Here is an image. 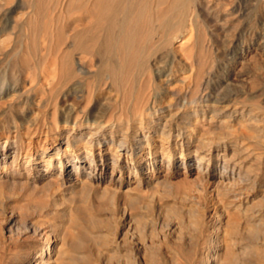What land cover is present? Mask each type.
<instances>
[{"label":"bare ground","instance_id":"obj_1","mask_svg":"<svg viewBox=\"0 0 264 264\" xmlns=\"http://www.w3.org/2000/svg\"><path fill=\"white\" fill-rule=\"evenodd\" d=\"M7 2L9 0H0V10ZM212 2L214 0H14L12 12L16 10L18 13L16 19L22 18L29 9L41 17L38 22L26 16V25L36 24L35 28L20 37L17 35L18 41L9 48L8 55L18 57V65L26 73L29 84L38 86L41 94L36 105H41L45 111L41 118L33 116L35 118L31 121L27 119L12 126L17 148L9 156L6 176L42 184L48 181V175L56 167L59 172L55 179L59 180L52 182L56 183L50 193L53 200L46 193L52 201L49 205L52 211L60 205L57 200L64 199L72 204L77 195L93 194L97 198L108 194L110 205L123 200L117 207L119 210L110 216L112 230L99 235L100 240L94 247L102 264H164L160 244L149 241L150 244H146L140 240L143 228L139 220L142 215L134 209L142 196V189L166 186L171 178L179 175L184 179L193 175L194 183L202 190L221 188L228 199L223 201L224 206L222 204L223 216L218 215L210 223L212 231L207 235L200 231L199 221H191L192 229L187 231L181 215L173 220L166 219L165 230L171 238L169 264H264V208H250V211L245 206L252 200L254 189L264 186V157L261 153L252 155L246 144L228 138L233 132L230 124L233 121V126L249 131L250 137L257 139L256 146L264 143V105L260 107L256 102L255 108L248 109L245 105L239 106L241 101L233 103L235 97L231 99L230 94L221 97L227 101L223 109L218 105L210 106L206 120V100L200 93L208 87L212 72L208 55L206 57L209 47L203 44L201 35L204 32L201 33L198 13L207 11L210 14ZM31 10L28 14L32 16ZM184 31L186 34L182 35ZM193 31L197 36L191 40ZM3 44L0 42V54L5 53ZM171 52L181 54L189 74L177 77L175 84L165 78L166 94L171 99H182L196 106L183 110V113L179 110L160 115L154 108L162 90L156 81L161 71L157 65L160 61L168 62ZM70 97L74 98L72 103L68 102ZM58 98L64 101L59 108ZM254 110L261 111L262 115ZM224 111H229L227 119L218 116ZM199 115L200 120L197 119ZM29 117L30 114H25L19 121ZM214 117L219 118L211 120ZM211 126L218 127L226 135L216 139L206 137ZM22 136L28 137L37 147L34 152H25L23 156ZM248 190L249 194L246 193ZM0 195L1 199L3 196ZM32 196L28 197L34 200ZM262 197L261 194L263 200ZM150 198H153L152 194ZM75 210L64 208L62 214L68 219L74 213L83 215V209ZM13 213L7 216L6 226L9 233L17 228L21 230V237L0 243V264H70L89 257L91 251H83L93 234L89 229L80 228L73 236L69 231L73 226L46 224L33 215L35 212H32L33 219L18 223V217ZM242 229L250 236L242 237ZM42 235V240L36 239ZM153 244L157 246L156 250Z\"/></svg>","mask_w":264,"mask_h":264},{"label":"rangeland","instance_id":"obj_2","mask_svg":"<svg viewBox=\"0 0 264 264\" xmlns=\"http://www.w3.org/2000/svg\"><path fill=\"white\" fill-rule=\"evenodd\" d=\"M223 2H225V3H223ZM13 3H14V0H9V2H7V4L5 5L6 7H4L3 10H0V42L4 43L3 45H5V47L3 49V50H5V53L0 54V56H1L0 57V68H1L0 69V74H1V76H0V80H1L0 81V87H1L0 88V179H1L0 180V182H1L0 183V193L3 196L0 199V206H1L0 207V243L4 242L5 240H9V239L19 240L21 237L19 234V233H21V230H18V228H17V230L13 229V231L16 230L15 232H10L11 234L13 233L12 235L9 233L8 228L6 226V219L8 218L7 216H10L9 213L15 212L13 214L16 216V218L18 217L17 218L18 223L24 222V219L25 220L33 219L34 216H36V218H38L39 220H42L46 224H47V222L48 223L53 222L57 225L59 224V226L60 225L61 226H68V227L73 226V228H71V227L69 228V231L73 236H75V234L78 232V230L80 228L89 229L90 232H93V234H92L91 238L89 239V241H87V242H89L90 245L86 242L84 245L83 251H91L90 254H88V256H89L88 258L90 260L88 258L86 260L77 259L74 263L72 262L70 264H102L103 262L102 263L99 262L100 260L98 258V255L95 253L94 247L97 244V242L100 240L99 235L102 236L105 233H107V231L112 230V219L110 218V216L113 212H116V210L117 211L119 210V208H117V207H118V205L120 207L123 200H120L119 204H117V205L113 204L112 202L110 205V203H109L110 202V200H109L110 196L108 194L101 196V197L97 196L98 199L94 198L96 196L93 194H90L89 196L88 195H80V196L77 195L76 198L73 200L74 202L72 204L69 203V201L67 202L64 199L57 200L56 201V202H58L57 204H60V205L57 207L56 210L52 211V209H51L52 207L49 206L52 201H49V198H51L53 200L52 195H50V193L52 194L51 191L54 190V187L56 186V183L54 184L52 182H55V180L56 181L59 180V179H55L56 175L59 172L58 169H56V167L53 168L51 173L48 175V181L46 183L42 182V184L40 183V181L31 182V179H25V178H14L13 179L11 177L6 176V173L8 174V170H7L8 162L10 161L9 156L17 148L16 140L13 138L14 132H13L12 126H14L15 124H18V123L25 122V120H27V119L31 121V119L35 118V117H36V119L41 118L44 115L42 113L45 111V109L41 105H38V106L36 105L38 97L41 94L39 92L40 90L38 89V86H35L32 83L29 84L30 81L25 76L26 73H24V70L22 69V67L19 66L20 64L18 62V57L10 58V55H8V53L10 51L9 48L11 49V47L15 44V42L17 43V41H18L17 38L22 36L24 32H25V34L30 32L33 27L35 28L36 24H34V25L32 24L33 26L30 25L28 27L25 23L26 19L27 18H30V19L33 18L32 20H37L39 22V20H41V17H39L38 15L36 16L35 13L33 12V10L29 9L28 11L31 10V12L33 13L32 16L29 15L28 14L29 12L27 11V13H25V15H22V18L16 19V15H18V13L16 12V10H15V12H12ZM212 3H213L212 4L213 8H212V12L211 11L209 12L210 14H208L207 11H200L198 13V21H199V24L201 23V25H202V26L200 25V28L202 27L201 33L204 32L203 35H201V33H200V35H201V37L203 36V38H204V40H203V44L205 43L204 47H206V48L209 47V48H207L208 51L206 48L205 49H206V57L208 55L207 58L209 60V63L211 64L210 67H211V72H212L209 75V78H210L209 85L211 87L208 85V87H206L205 91H202L200 93V96H202L203 99L206 100L204 102L206 105L204 107V109H206L205 110V112H206L205 115L207 118L206 120H208V118H209L208 115H210L209 114L210 113L209 111L211 109L210 106L218 105L220 109H223L224 105L227 104V101L221 99V97L228 96L230 94L232 95L231 99H233L235 97L232 100L233 103L234 102L238 103L241 101V103H239V106L245 105V107H247L248 109L255 108L254 106L257 103H260L259 104L260 107L262 105H264V97H263L264 96V0H224V1L223 0H216V1L214 0V2H212ZM8 4H11V5L7 6ZM214 6H215V8H214ZM221 6L222 7L225 6V7L221 9ZM230 6H231V8H230ZM6 10H7V12H6ZM18 12L22 13L20 11H18ZM24 12H26V11L24 10ZM11 15H12V18H14V19H12V21L15 20V21H13V23L11 21ZM26 16H28V17L26 18ZM206 18L208 21L206 20ZM213 18H216V19H214L212 21ZM225 18H227V19H225ZM5 20H7L8 24L5 22ZM219 20H221V21H219ZM10 22H11V24H10ZM14 22H15V24H14ZM23 23L25 24L24 26H23ZM216 23H217V25H215ZM15 25H17V26L15 27ZM209 27H211V28L209 29ZM27 30H28V32H27ZM202 30H203V32H202ZM210 30H211V32H210ZM195 33L197 34V32H195V31L192 32L193 36L191 35V40L192 39L194 40L196 38L195 36H197V35H194ZM185 34L186 33L184 31L182 33V35H185ZM204 34H206V35H204ZM208 34H210V35H208ZM17 35H18V37L16 38ZM211 35H213V37ZM186 37H188V35H186ZM14 38H15V40H14ZM208 38H211V39H208ZM205 40L208 43L204 42ZM5 48L7 49V51ZM171 53L169 54V57L171 58V60L169 58L168 62L167 61H162V62L160 61V63H158V65H157L161 69V71L156 76V81L158 80L157 83H158V85L159 84L161 85L162 90L160 91L161 93H160V96L158 98L159 100L156 101L154 108L156 107L155 110L157 111V114H160V115H166L167 112H176L179 110L183 113L186 109H188L190 107L194 108V106H196V104L183 101L182 99H179V100L171 99L166 94V85L164 84V82L167 78L171 80V82H172L171 84H175L174 82L176 81L177 77H181L184 75L187 76V74H189L188 66L186 65L183 57L181 58V54L177 53V55H175L176 53H174V52H171ZM207 53H209L210 55ZM7 55H8V58L12 59V60L8 61V58L6 57ZM177 56L179 57L178 59H177ZM210 57H211V59H210ZM172 58H173V60H172ZM2 60H4L3 63H2ZM10 61L11 62L17 61V62H15V63H17V65H15L14 62L11 64ZM163 62H165V63L163 64ZM213 62H215V63H213ZM9 63H10V65H9ZM167 66L168 67L170 66L168 69L169 72L167 70V68H168ZM170 68L172 69L171 71H170ZM19 69H20V71H19ZM14 70H17V72L16 71L14 72ZM3 71H4V73H3ZM215 71H216V73H215ZM18 72H20V74H18ZM174 72H175V74H173ZM214 75H215V77H214ZM211 76H212V78H211ZM22 77H24V78H22ZM158 78H160V79H158ZM215 78H217V79H215ZM223 78H224V81H223ZM162 84H164V85H162ZM212 86L214 89L212 88ZM34 88H36V89H34ZM29 90L31 91V94H29L30 93ZM211 92H213V94H211ZM216 93H218V94H216ZM216 99L217 100L219 99L218 104L216 103ZM172 100H174V101H172ZM180 100L183 101V103ZM234 100H236L237 102ZM56 101L58 104H60V105L57 104L58 108L61 107L62 106L61 103L64 102L62 98H58ZM73 101H74L73 97L72 98L70 97V99L68 100V102H71V103ZM212 101H213V103H212ZM245 102H247V103H245ZM251 103H253V104L255 103V104L251 105ZM10 104H11V106H10ZM32 104H33V106H32ZM13 105H15V106H13ZM262 107H264V106H262ZM8 109L9 110L12 109L11 112ZM41 109H42V112H41ZM257 111L258 110H254V112L256 114L262 115L261 111H258V112ZM37 112L38 113L41 112V114H38ZM224 112L218 114V116L222 119H227L228 116L226 114H228L229 111L228 112L224 111ZM12 114H13V116H12ZM25 114H30L31 118L29 117V118L24 119V121H19L22 118H24ZM263 115H264V112H263ZM33 116H35V117H33ZM219 117H217V118L214 117L211 120H217ZM10 119L13 121H10ZM197 119L200 120V115L197 117ZM16 120H17V122H16ZM233 123L234 122L232 121V123H230V124L232 126L231 131H233L234 133L231 132L232 135L228 136V138H230L229 140H235V141L243 142L242 144H246L249 147L248 149H249L250 153H252V155L257 154V153H261L262 157H264V143H262L260 146H256L257 145L256 144L257 139L256 138L252 139V137H250L251 134L249 131H247L243 128H240L239 126H236V125L233 126L234 125ZM210 128H212V129H209L210 132L208 130L207 135L205 134L206 137H209L211 139H214V138L216 139V137H223L226 135V134L224 135V133H221L222 131L216 126H211ZM233 129H235V131ZM246 132L250 135L248 136V134H245ZM242 133L247 135V136L243 135ZM216 135H218V136H216ZM7 136H8V138H6ZM21 139H22V147H21L22 156L24 154H26L27 152L32 153L37 149L35 143L30 141L28 137L22 136ZM257 147H258V149H256ZM256 167L257 166H254V168H256ZM51 176H52V178H51ZM2 180H4V181H2ZM10 180L13 181L14 183L11 182ZM50 180H51V183H49ZM193 180L195 181L193 175L188 176L185 179H184V177L179 175V176H175V177L171 178L170 183L166 186L158 185V186H155L151 189H148V190L146 189L147 191L142 189L143 192L141 193L142 196L137 203L138 206H137V204L135 205L136 208L134 210L135 211L137 210L136 212L140 213V216L142 215L141 219L139 220L141 223V226H142L141 228H143L142 232H140V235H141L140 240L143 243L147 242L146 244H150L149 242L155 243V244L156 243L160 244L161 250L163 251L164 264H169L171 261V253L169 250L171 238L167 236V232H166L165 226H164L166 219L170 220L174 217H179L181 215V217H184V220H185L184 226H185V229L187 231H190L192 229L193 225L190 223L191 221H199L200 231L202 232L203 235H207V234H210L212 231V228H210V226H209L210 223L216 217H218V215H219V217L223 216V212H224L223 206H224L225 200L227 201V199H228V195L224 194V191L221 188L218 189L219 192H216L218 190L216 189V191H215L212 187H210L209 189H206L207 191L202 190V189H200V187L198 186V184L196 182L194 183ZM6 181H8V182H6ZM24 183H26V184H24ZM35 183H36V185H35ZM28 184H29V186H28ZM51 184L52 185L54 184V185L52 186ZM38 186L41 189H43V188L44 189L40 191ZM33 187H34L35 191H34ZM49 187H50V190L47 189ZM263 190H264V186L261 188L258 187L257 189H254V191H253L254 195H252V197L250 198L252 200H250L248 202V204L245 205L249 208L250 211L252 208H253L252 210L264 208V194H263L264 192H262ZM36 191H38V192L40 191L39 194L42 193L43 195L42 194L39 195ZM28 192H32V193L30 194ZM222 192L224 195L222 194ZM46 193H48L47 195L49 198L47 197ZM246 193L249 194L250 190L246 191ZM143 194H144V196H143ZM151 194L153 195L152 199L150 198ZM261 194L263 195V197H262L263 200L261 199ZM30 195L31 196L33 195L32 197H34V200H33V198H29ZM255 195H256V197H254ZM4 196H6V197L4 198ZM0 197H1V195H0ZM78 197H80V198H78ZM148 198L150 199L149 201H148ZM225 198H227V199H225ZM41 199H43V200H41ZM229 199H231V197H229ZM37 201H39V202H37ZM41 201H43V202H41ZM35 202H36V204H35ZM46 202H48V203H46ZM1 203H4V204H1ZM31 203L33 204V206ZM39 203H41V204H39ZM103 203H106V204H103ZM249 203H251V204H249ZM222 204H223V206H222ZM43 205H45V207ZM259 205L260 206L262 205V206L259 207ZM46 206H48V207H46ZM37 207L40 208L41 211H40V209H36ZM68 207L76 209L75 212L78 209H83V212H82L83 215L74 213V215L71 214L74 217H72L70 215L69 219H68V217L65 214L64 215L62 214V209L68 208ZM254 207H256V208H254ZM87 209H88V213H87ZM11 210H13V211H11ZM1 211H2V213H1ZM3 211L6 213L4 214ZM32 212H35V213H33L34 216L32 215ZM40 212H41V214H40ZM23 214H25V215H23ZM27 215H29V216H27ZM152 216H154V218H152ZM206 216H207V218H206ZM19 217H21V218H19ZM94 217H95V219H94ZM212 217H213V219H212ZM150 220H152V221H150ZM143 221H145V222L143 223ZM73 222H75L74 223L75 225L72 224ZM156 222L159 224H156ZM239 222H240V224H241V222L243 224L242 219H240ZM162 223H164V224H162ZM84 224H86V225H84ZM147 225H149V226H147ZM153 227L155 230L152 229ZM158 227H160L159 230H158ZM97 228H100V229H97ZM108 228L110 230H108ZM145 229L147 232L150 231V234L149 233L147 234ZM160 229L162 230V232ZM75 230H76V232H75ZM100 230H101V232H100ZM153 230H154V232H153ZM242 231H243V229L241 230V233H242L241 236L242 237H249L250 236V233H248L246 231L245 232H242ZM262 231L264 232L263 228H262ZM42 232H44V231H42ZM243 233H246V235ZM164 236H166V237H164ZM43 237L44 236L42 235L41 237H36V239L42 240ZM155 237H156V239H155ZM155 244H153L154 250H156V247H157ZM92 250H94V251H92ZM92 260H93V262H92ZM96 260L98 261V263Z\"/></svg>","mask_w":264,"mask_h":264}]
</instances>
